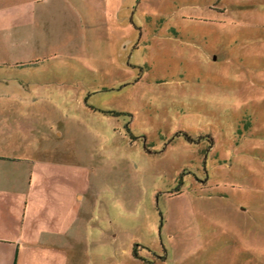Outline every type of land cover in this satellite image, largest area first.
Here are the masks:
<instances>
[{"label":"rangeland","instance_id":"1","mask_svg":"<svg viewBox=\"0 0 264 264\" xmlns=\"http://www.w3.org/2000/svg\"><path fill=\"white\" fill-rule=\"evenodd\" d=\"M33 8L0 32V116L69 148L70 264H264V0Z\"/></svg>","mask_w":264,"mask_h":264},{"label":"crops","instance_id":"2","mask_svg":"<svg viewBox=\"0 0 264 264\" xmlns=\"http://www.w3.org/2000/svg\"><path fill=\"white\" fill-rule=\"evenodd\" d=\"M33 3L0 0L5 37L38 31ZM7 118L0 116V264H70L72 243L85 245V218L81 210L72 218L69 206V148L39 144V132L7 125Z\"/></svg>","mask_w":264,"mask_h":264},{"label":"trees","instance_id":"3","mask_svg":"<svg viewBox=\"0 0 264 264\" xmlns=\"http://www.w3.org/2000/svg\"><path fill=\"white\" fill-rule=\"evenodd\" d=\"M104 115H110V116H114V117H118L121 115V113H118V112H114V111H101ZM187 140L190 142V143H194V141H192L189 137H187ZM137 245H135L136 247ZM134 254L136 255V249L134 248Z\"/></svg>","mask_w":264,"mask_h":264}]
</instances>
